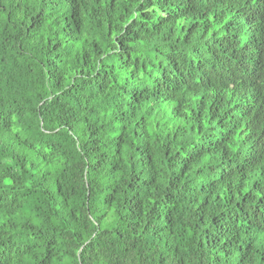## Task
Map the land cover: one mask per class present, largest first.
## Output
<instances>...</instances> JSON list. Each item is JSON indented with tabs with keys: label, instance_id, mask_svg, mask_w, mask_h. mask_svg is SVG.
I'll use <instances>...</instances> for the list:
<instances>
[{
	"label": "clouds",
	"instance_id": "obj_1",
	"mask_svg": "<svg viewBox=\"0 0 264 264\" xmlns=\"http://www.w3.org/2000/svg\"><path fill=\"white\" fill-rule=\"evenodd\" d=\"M143 3L0 4V194H19L18 206L0 211V264H264V192H252L248 204L255 220L235 219L217 240H205L208 225L194 215L207 196L200 185L215 179L209 169L220 163L219 153L202 154L178 184L169 182L178 173L169 166L174 154L183 157L181 149L221 132L230 157L264 145V79L229 85L220 106L212 88L158 89L162 73L171 71L168 54L187 53L179 31L185 21L157 30L159 8L143 9L146 20L138 10ZM222 26L213 22L211 30ZM138 145L155 153V165ZM261 169L264 160L247 171L240 195L236 177L231 203L220 184L211 214L235 210ZM172 191L175 203L167 199ZM133 195L142 197L139 213L126 205L135 203ZM173 216L169 224L165 218Z\"/></svg>",
	"mask_w": 264,
	"mask_h": 264
},
{
	"label": "trees",
	"instance_id": "obj_2",
	"mask_svg": "<svg viewBox=\"0 0 264 264\" xmlns=\"http://www.w3.org/2000/svg\"><path fill=\"white\" fill-rule=\"evenodd\" d=\"M15 2V0H13ZM30 3V0H28ZM3 0H0V4ZM155 4L160 12L161 19L155 26L157 30L165 25H175L178 20L185 21L181 25L179 31L182 36V44L187 49V53L172 51L168 54L169 66L162 73V79L157 85L158 89L163 86L162 91H176L179 87H186L187 90L203 89L205 92L209 88L217 91L215 103L220 106L223 104V95L221 94L225 88L233 83L242 84L245 87L249 84L254 85L258 79H264V0H144L139 6L142 18L150 19V14L142 11L145 8ZM20 7L16 4V8ZM110 7H114V0H110ZM226 14H230L231 18L224 20ZM211 17V20H209ZM12 16L9 15V20ZM203 22V23H201ZM222 23L223 26L212 31V23ZM143 27V25L141 26ZM170 33L172 29H169ZM199 33V36L197 34ZM241 36L246 37L245 42L241 43ZM207 37V38H206ZM125 47L121 44V48ZM191 57L192 59H189ZM199 74L198 81H195V75ZM132 99H136L133 92ZM183 98L178 102L175 115H179ZM202 112V107H201ZM219 114L217 109H210V118L215 119ZM200 113L197 114L199 119ZM223 120L217 123V127L224 128ZM176 137H173L175 141ZM228 136L223 132L219 134V139H208L201 144H193L190 148L181 149L185 152V156L181 157L180 153H176L169 161L170 168H177L178 173H173L170 178V185H176L182 177L190 169L191 163L198 160L204 153L220 154V163L214 167H210L209 171L214 173L215 179L203 183L199 187L201 193H207V196L201 202V208L194 213L198 217L200 224H207L204 237L205 240H217L222 238L230 231V225L235 219L243 217L247 220L252 217V223L255 220V212L247 211L248 204L254 197L252 192H264V169H261V179L254 182L252 191L243 194L240 203L235 205V210L229 209L227 213L212 215L210 212L213 199L217 202L219 197H214L218 186L226 184L229 192V203L232 202V186L236 177L241 179L237 186V194L240 195L239 189L242 188L243 179L250 168H254L261 160H264V145L256 146L255 151L240 157H230L224 148V143ZM124 144L130 142L125 140ZM138 149L144 150L151 155L152 163L155 165V153L144 145L136 146ZM165 156L169 155L170 145H163ZM139 155L136 159H140ZM145 162L147 159L145 157ZM147 191V189H144ZM187 191V189H185ZM176 193L170 192L167 199L175 203ZM19 194L9 198L7 195L0 194V211L7 210L9 213L18 206L17 201ZM135 203L126 205L131 207L135 213H139L142 207V197L137 199V195L131 197ZM264 205V201H261ZM169 224L175 222V217L168 218ZM29 228V225H25ZM255 226V225H254ZM264 227V225H261ZM260 229L257 228V231ZM252 244L249 243L248 248ZM50 255V253H49ZM264 259V257H262Z\"/></svg>",
	"mask_w": 264,
	"mask_h": 264
}]
</instances>
